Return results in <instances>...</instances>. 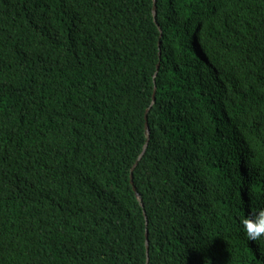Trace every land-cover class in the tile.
I'll use <instances>...</instances> for the list:
<instances>
[{
	"label": "trees",
	"instance_id": "1",
	"mask_svg": "<svg viewBox=\"0 0 264 264\" xmlns=\"http://www.w3.org/2000/svg\"><path fill=\"white\" fill-rule=\"evenodd\" d=\"M153 10L0 0V264H264V0Z\"/></svg>",
	"mask_w": 264,
	"mask_h": 264
},
{
	"label": "water",
	"instance_id": "2",
	"mask_svg": "<svg viewBox=\"0 0 264 264\" xmlns=\"http://www.w3.org/2000/svg\"><path fill=\"white\" fill-rule=\"evenodd\" d=\"M154 1V10H153V16H154V19H155V23L156 25L158 26L157 24V0H153ZM159 31L162 35V31L161 29L159 28ZM159 58L161 59V54L159 55ZM160 64L157 66V71H156V74L154 76V79L156 80L158 75H159V72H160ZM156 104V88H155V92H154V95H153V100H152V105L151 107L148 109V111L146 112V115L144 116V119H145V125H144V131H145V136H146V141L143 145V148H142V152L141 154L139 155L137 161L135 162V164L132 166L131 170H130V181H131V184L133 186V189L135 191V194L136 196L138 197V199L140 200L141 202V206L144 210V204L142 202V198H141V195L139 194L138 190H137V187L135 186V182H134V179H133V173H134V170L135 168L137 167L138 165V162L141 160V158L143 157L144 153L146 152L147 148H148V143H149V139H150V130H149V124H148V115L150 114L152 108L155 106ZM144 215H145V218H146V222H147V225H148V216L144 210ZM150 238H149V230L147 229L146 231V250H147V263L146 264H149L150 262Z\"/></svg>",
	"mask_w": 264,
	"mask_h": 264
},
{
	"label": "clouds",
	"instance_id": "3",
	"mask_svg": "<svg viewBox=\"0 0 264 264\" xmlns=\"http://www.w3.org/2000/svg\"><path fill=\"white\" fill-rule=\"evenodd\" d=\"M242 230L250 242L264 239V210L244 219L242 222Z\"/></svg>",
	"mask_w": 264,
	"mask_h": 264
}]
</instances>
